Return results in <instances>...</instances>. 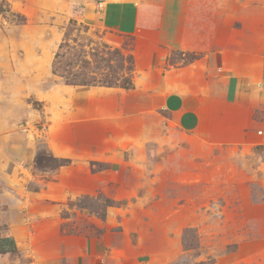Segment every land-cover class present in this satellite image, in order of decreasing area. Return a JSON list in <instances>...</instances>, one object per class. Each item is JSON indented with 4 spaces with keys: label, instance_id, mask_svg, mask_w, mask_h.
I'll return each mask as SVG.
<instances>
[{
    "label": "rangeland",
    "instance_id": "1",
    "mask_svg": "<svg viewBox=\"0 0 264 264\" xmlns=\"http://www.w3.org/2000/svg\"><path fill=\"white\" fill-rule=\"evenodd\" d=\"M101 2L0 0V215L9 208L46 232L58 224L143 264H264V125L206 140L221 131L205 117L185 132L164 110H124L109 87L141 75L144 41L95 23ZM197 6L218 16L224 71L256 80L253 114L264 121V0ZM187 52L165 65L191 63ZM232 111L222 132L243 128Z\"/></svg>",
    "mask_w": 264,
    "mask_h": 264
},
{
    "label": "crops",
    "instance_id": "2",
    "mask_svg": "<svg viewBox=\"0 0 264 264\" xmlns=\"http://www.w3.org/2000/svg\"><path fill=\"white\" fill-rule=\"evenodd\" d=\"M200 1L102 0L95 23L144 41L139 62L141 75L135 73L133 76L134 87L109 89L122 92L120 101L124 110L140 114H160V110H164L170 116L168 120L185 132H195L203 117L217 122V131L221 132H205L206 140L213 135L238 136L239 131L257 135L255 129L260 123L264 125V121H257L253 114L258 104L255 102L256 80L241 69L224 71L229 66L226 50L215 47L220 45L218 16L212 11H208L211 16L199 11L197 4ZM206 38L211 39L210 46H205ZM173 50L195 51L199 58L186 65L168 64L167 67L166 57ZM93 87L98 92L100 88H106ZM260 94L259 100L264 103ZM225 107L233 110L235 123L236 120L245 122L241 124V130L235 124L230 131L222 132L218 120L226 113ZM237 109L242 115H237ZM9 211L11 209L6 208L5 215H0V225H8L1 231V236L10 238L11 244H16L17 252L0 253V264H143L136 258L130 260V255L107 241L99 243L88 237L63 235L58 224L46 232L29 217L24 225H20ZM31 221L35 223L34 227L29 225Z\"/></svg>",
    "mask_w": 264,
    "mask_h": 264
},
{
    "label": "trees",
    "instance_id": "3",
    "mask_svg": "<svg viewBox=\"0 0 264 264\" xmlns=\"http://www.w3.org/2000/svg\"><path fill=\"white\" fill-rule=\"evenodd\" d=\"M181 51V50H179ZM183 54L186 53L184 51H181ZM187 53H192L193 56L191 59H188V61H194L195 59H197L199 57L198 54L194 53V52H187ZM191 61V62H192ZM127 83H123V87L126 88V89H129V88H133L134 87V83L133 81H126ZM57 159V158H56ZM54 158V160L57 162V166H60V165H63L65 164V161H68V159H65V158H60V159H57L56 160ZM10 238L8 237H2L1 234H0V253H6V252H17V247H16V244L14 243L13 245L11 244L10 242Z\"/></svg>",
    "mask_w": 264,
    "mask_h": 264
},
{
    "label": "built area",
    "instance_id": "4",
    "mask_svg": "<svg viewBox=\"0 0 264 264\" xmlns=\"http://www.w3.org/2000/svg\"><path fill=\"white\" fill-rule=\"evenodd\" d=\"M100 7H102V3H100Z\"/></svg>",
    "mask_w": 264,
    "mask_h": 264
}]
</instances>
